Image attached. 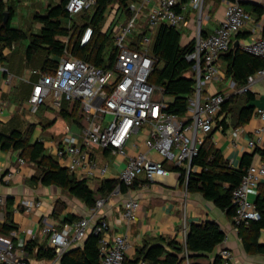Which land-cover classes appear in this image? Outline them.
<instances>
[{"label": "built area", "instance_id": "1", "mask_svg": "<svg viewBox=\"0 0 264 264\" xmlns=\"http://www.w3.org/2000/svg\"><path fill=\"white\" fill-rule=\"evenodd\" d=\"M184 1L196 14L194 46L186 56V60L193 64L195 93L186 114L176 116L162 110L164 98L160 90L148 81L154 65L149 56V48L151 33L158 26L179 28L187 25L183 12ZM147 2L143 0L141 4H129L131 17L114 35L116 56L111 67H95L65 50L52 72L44 74L37 70H26L18 77L30 86L27 106L31 114H36L47 103L55 110H61L64 103L70 106L79 104L86 126L79 134L66 132L55 149V156L64 162L69 173L83 170L98 172L103 177L107 167H97L90 151L98 149L113 155H124L131 136L143 132L146 135L143 140L144 150L128 159L118 176L120 185L130 188L140 176L145 181L166 177L173 171L167 165L179 167L189 175L195 171L193 159L198 156L205 137L217 125L222 105L227 100L224 94L215 93L203 97L201 92L202 85L217 75L220 56L231 49L237 34L249 30L253 37L244 42L240 49L264 61V35H261L264 13L259 20H255L237 0H228L217 29L211 34L201 35L202 22L209 20L203 12L204 0H158L156 6L147 12L145 25L140 20L143 16L142 8ZM94 4L95 0H68L65 9L73 17ZM143 28H147L150 33L143 34L139 48L133 49L131 42L126 41ZM91 34L92 30L86 29L80 45L87 44ZM12 77L6 75L5 82L8 85ZM261 80L264 81V68L250 77L240 92L249 91L253 83ZM259 119L263 125L253 131V138L249 142L253 148L263 144L264 111L260 112ZM236 133L235 130L234 136ZM18 162L23 164L24 160L18 159ZM12 175L7 174L5 179L8 180ZM263 178L264 165L252 163L238 187L232 191L231 202L235 209L232 221L236 233L241 227L246 228L261 218L250 196L256 192ZM120 185L113 192L119 193ZM2 204L3 199L0 197ZM103 205L104 199H98L88 217L71 224L65 223L59 227L56 220L43 222L39 234L45 239L46 248L54 252V259L38 264H57L61 256L82 241L89 232L98 238L99 264H123L129 247L128 240L125 236H116L111 241L105 238L109 226L107 221L98 216ZM37 206L39 203L34 205ZM32 209V206H28L25 212ZM138 209L137 199L125 200L123 218L129 223L135 221ZM26 234L30 240L37 238L30 231ZM25 245L24 241L18 246L11 241L5 242L0 246V264H31L24 250ZM216 257L218 264H235L233 254L227 248L221 249ZM138 264L148 263L140 261Z\"/></svg>", "mask_w": 264, "mask_h": 264}, {"label": "crops", "instance_id": "2", "mask_svg": "<svg viewBox=\"0 0 264 264\" xmlns=\"http://www.w3.org/2000/svg\"><path fill=\"white\" fill-rule=\"evenodd\" d=\"M142 1L136 0L135 4H141ZM227 1L204 0L203 12L209 17V20L201 24V33L203 35L211 34L217 29L223 18ZM237 1L243 10L255 20L260 19H258L255 8L262 9L264 13V0ZM157 2L158 0H148L147 4L142 8L141 24H145L147 12L154 8ZM49 4L51 3L44 6L42 12L36 11L35 14L43 15L45 8ZM184 4L185 10L183 12L187 18V25L177 28L181 33L182 45H186L195 39L197 27L195 12L189 8L186 2ZM35 14L32 15L33 21L29 25H26L24 29H17L24 31L27 35L38 34L42 26L38 21L34 20ZM126 21L125 15L119 11L117 12V7L113 6L102 23L104 28H101V32L110 34L114 45V35L124 26ZM10 25L12 27V20ZM261 35H264V28L261 31ZM252 37L253 34L249 30L240 32L233 38L231 48H233L235 43L237 48H240L244 42L249 41ZM27 42L17 43L10 49H5L3 56L6 61L0 60V133L8 134L13 129L24 132L29 126H32L29 143L41 142L46 153L53 157L61 167L65 168L64 162L55 156L56 146L66 132L79 134L86 124L83 117H80L81 112H77L76 115L78 122L73 123L59 116L61 110L53 109L49 103L38 109L36 114H40L39 118L34 117V121L24 120L27 116L36 114H30L28 111L27 98L30 94V86L21 82L18 77L22 76L26 70L40 68L44 58V53L38 51L32 56L30 61H27L25 58ZM217 63V75L211 81L202 85V96L206 97L220 93L228 98L229 96L239 95L238 105L252 106L253 115L249 122L236 128L231 124V116H226L227 129L223 130L216 125L207 136L210 137L213 146L220 152L229 166L238 168L244 156H252L253 164L264 165V161L255 152L256 148L249 145L253 138V131L263 125L259 119V114L264 111V81H256L251 85L249 91L254 95V99L252 102L245 104L240 89L237 88L230 77L226 76V62L223 57L219 58ZM7 74L13 76L9 85L5 82ZM168 100V98H164V101ZM75 106L66 104L64 109L68 114H72ZM43 119H47V123L51 124V126L45 129L44 124L41 123ZM218 119L220 121L222 118L218 117ZM82 123L85 124L84 127ZM235 130L237 132L236 136L233 134ZM132 136L140 137V140L133 141ZM132 136L125 146L124 155H113L109 151L98 149L90 151L91 158L97 167H107L103 177L99 176L98 172L83 170L71 174L77 180H84L95 193H97L105 180L118 183L119 173L126 165L128 159L136 155L138 151L144 150L143 140L146 137L145 133L139 132ZM263 147L264 134L263 144L258 148ZM149 154L153 157L155 156L153 153ZM18 159H23L24 163L20 164ZM195 171H198L196 166ZM9 173L13 175L6 180L5 176ZM39 174V169L35 164L29 162L26 156H21L17 151L5 152L0 150V197L3 199V204L0 205V227L9 223L15 226V229L10 232H0V246H3L8 241L13 242L15 246H18L22 241L31 242L32 240L26 234L27 231H30L37 237L34 240L35 245H44L46 247L45 239L39 234L40 228L43 222L55 220L52 214L57 202H61L65 206L58 213L59 222L72 216L78 219L89 216L92 208H87L80 200L71 197L60 188L54 186L45 187L32 182V178L38 177ZM261 191H264V178L259 183L256 192L250 196V200L255 203ZM129 198H135L139 201L137 217L131 223L127 222L122 216L123 202ZM96 199H104V205L99 210L98 216L107 221L109 226L105 238L111 241L116 236H125L128 240L129 247L126 251V260H136L139 257V250L152 244L165 245L173 241L177 245L185 247L191 226H200L207 222H213L224 233L222 243L207 257L195 260L186 259L183 264H212L218 252L223 248H227L232 252L235 264H264V254L251 255L244 252L241 239L238 233L233 230L232 218L216 208L211 202L203 199L200 194L189 193L185 182H180L178 172L171 171L168 176L155 178L153 181H145L140 176L132 187L127 188L126 192H112L108 196H101L97 193ZM8 203L10 204L9 207H7ZM36 203H39V206L34 207ZM28 206H32L33 209L26 213L25 209ZM58 226L60 227V225ZM89 235L90 232L82 241L73 245L69 250L81 247ZM259 243L264 244L263 230L260 232ZM35 255L36 247L33 248L30 256L27 255L31 264L45 261V259H36ZM182 255L184 256V253Z\"/></svg>", "mask_w": 264, "mask_h": 264}, {"label": "trees", "instance_id": "3", "mask_svg": "<svg viewBox=\"0 0 264 264\" xmlns=\"http://www.w3.org/2000/svg\"><path fill=\"white\" fill-rule=\"evenodd\" d=\"M67 2L68 0H57L55 4H49L45 8L43 15L36 13L34 20L38 21L42 27L38 34L27 35L24 31L11 27L13 9L6 2L0 0V60L6 61L3 56L5 49L28 41L25 49L27 61H30L38 51L44 53L40 68L31 70H37L44 74L52 72L59 59L64 56L65 50L73 57L95 67H111L116 56V49L110 34L101 32V25L113 6H116L117 12L123 13L128 20L131 17L129 4L135 3L136 0H95L93 6L82 11V13L88 11V15L80 25L75 24L73 17L66 11ZM255 11H257L258 19L261 18L263 10L257 7ZM4 12L8 13V22L3 26ZM88 28L92 30L90 40L87 44L80 45L81 38ZM148 33H150L148 29L143 28L139 33L134 34L135 39L131 41L130 46L137 50L142 35ZM193 46L194 40L186 45L181 44V33L175 27L160 25L151 33L149 56L153 59L154 65L148 81L160 90L163 98L169 99L161 103L162 110L168 114L184 116L195 93V80L191 75L193 74V64L186 60V56ZM221 57L226 62V76L230 77L239 89L245 87L248 79L264 68L263 60L247 54L237 47L231 48ZM241 95H243L245 104L254 99V95L250 91L243 92ZM239 99V95L227 98L219 113L218 117L222 119L217 122V127H221L223 130L227 129L228 124L225 117L229 115L231 124L235 128L249 122L253 115V107L238 105ZM75 105L73 113L68 114L64 109L66 107V103H64L59 116L73 123L78 122L76 115L77 112H80V107L79 104ZM80 117L82 118L81 115ZM31 131L32 126H29L24 132L13 129L8 134L0 133V150L17 151L21 156H26L29 162L35 164L40 171L39 176L33 177L31 180L35 184L60 188L71 197L80 200L89 209L94 207L97 193L101 196H108L117 185H120L119 182L105 180L95 193L84 180H77L73 174L48 155L41 142L30 144ZM255 152L264 161V147L256 148ZM251 164L252 156H244L238 168L229 166L213 146L210 137L207 136L199 149L198 156L192 161V165L196 166L198 171L186 175L179 167L171 165H167V167L179 173L181 183L186 181L189 193L200 194L203 199L211 202L216 208L232 218L235 211L231 202L232 191L238 187ZM120 191L126 192L127 187L121 184ZM9 205L8 203L7 207ZM64 207L63 203H56L52 216L57 222H59L58 213ZM255 207L261 215L260 220L252 222L247 228L241 227L238 231L244 252L251 255L264 254V244L259 243L260 232L264 231V191L259 193ZM78 220L72 216L69 219L61 220L58 224L62 226L65 223L71 224ZM14 229L15 226L12 223L3 224L0 227V232L6 233ZM223 239L224 233L213 222H207L200 226L193 225L188 232L185 247L179 246L173 241L165 245H148L139 250V257L136 260L130 261L125 258L123 264H138L140 261H145L148 264H183L186 259L195 260L207 257L214 252ZM97 242L98 238L90 234L81 247L66 251L61 256L59 264H99ZM35 247L36 255L34 257L36 259H45V261L54 259L53 251L44 245H35L34 240L26 242L24 250L30 256ZM212 264H218L217 257Z\"/></svg>", "mask_w": 264, "mask_h": 264}, {"label": "rangeland", "instance_id": "4", "mask_svg": "<svg viewBox=\"0 0 264 264\" xmlns=\"http://www.w3.org/2000/svg\"><path fill=\"white\" fill-rule=\"evenodd\" d=\"M4 1H6V4L13 9L12 27L22 28V29H24L26 25H29L33 21L32 15H34L36 11L42 12L45 5H47L48 3L55 4L57 2V0H4ZM86 15H88V11H84L82 14L75 16L73 18V20H75L74 21L75 24L77 25L82 24L83 21L87 19V17H85ZM101 28H104V26L101 25ZM133 37H134L133 35L130 36V38L126 42H131V40L135 39V37L134 38ZM39 115L40 114L27 116V118L24 120L34 121L35 120L34 117L39 118L40 117ZM46 120L47 119H43L41 122L42 124H44L45 129L51 126V124H48ZM85 124L82 123V126L84 127ZM132 140L138 141L140 140V137L132 136Z\"/></svg>", "mask_w": 264, "mask_h": 264}, {"label": "water", "instance_id": "5", "mask_svg": "<svg viewBox=\"0 0 264 264\" xmlns=\"http://www.w3.org/2000/svg\"><path fill=\"white\" fill-rule=\"evenodd\" d=\"M7 22H8V13L7 12H4V17H3V23H2V25L3 26L6 25ZM236 47H237V44L236 43L233 44V48L235 49Z\"/></svg>", "mask_w": 264, "mask_h": 264}]
</instances>
